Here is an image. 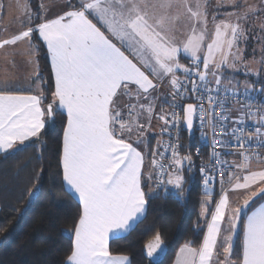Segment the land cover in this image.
<instances>
[{
  "label": "snow or ice",
  "instance_id": "6c2138e0",
  "mask_svg": "<svg viewBox=\"0 0 264 264\" xmlns=\"http://www.w3.org/2000/svg\"><path fill=\"white\" fill-rule=\"evenodd\" d=\"M13 7L19 26L0 28V54L13 66L8 57L24 55L31 74L0 81V153L41 151L64 118L59 167L80 208L63 264H131L110 240L150 199H184L197 172L202 236L173 264H264V0H0V18ZM182 130L199 137V165ZM144 247L163 264L159 231Z\"/></svg>",
  "mask_w": 264,
  "mask_h": 264
},
{
  "label": "trees",
  "instance_id": "16d2710c",
  "mask_svg": "<svg viewBox=\"0 0 264 264\" xmlns=\"http://www.w3.org/2000/svg\"><path fill=\"white\" fill-rule=\"evenodd\" d=\"M40 2L31 0L32 8L36 9ZM36 44L41 73L51 88L53 79L46 47L38 39ZM247 46V52H252L254 43L250 41ZM63 127L61 116L54 127L42 134L45 144L40 146L41 151L27 147L0 155V264L64 262L72 242L68 230L74 226L80 205L65 191L59 167ZM181 143L189 145L194 153L196 135L191 138L183 131ZM195 163L198 165L196 159ZM186 188L189 191L184 199L163 194L150 199L146 216L129 233L110 241L112 252L129 256L131 264H151L144 245L159 231L168 246L163 264H173L185 242L198 243L202 234H198L195 225L200 221L203 196L198 172ZM30 190L34 192L31 197ZM216 198L214 195L213 199Z\"/></svg>",
  "mask_w": 264,
  "mask_h": 264
},
{
  "label": "crops",
  "instance_id": "0c3cea01",
  "mask_svg": "<svg viewBox=\"0 0 264 264\" xmlns=\"http://www.w3.org/2000/svg\"><path fill=\"white\" fill-rule=\"evenodd\" d=\"M43 2L47 4V3H50L51 0H44ZM55 11H57V9H53L52 12L49 13V15H52ZM18 15L19 13L17 9L15 7L11 8L8 11L7 16L0 18V28H8L9 32L15 31L19 26L16 20V17ZM20 47L21 49H23V48H26V45H21ZM36 59H38L39 61L38 56L36 57ZM8 60L9 61L14 60L15 62L14 66L6 62L3 55L0 54V81L8 80V81L15 83L16 85L24 84V82H26L30 78V74H31V66L26 62L25 56L21 54H17L14 57L9 56ZM39 67H40V64H39ZM11 90L12 91H22L24 92V94H29L27 92V89L25 88H12ZM154 126H155V122H154ZM49 127H46L45 132L49 129ZM27 143L28 142H26V144ZM2 154L4 153H0V155ZM260 202L261 201L257 200L256 203H260ZM147 210H148V207L146 209L145 215L141 218V220L146 216ZM126 234L127 233L121 234V236L126 235Z\"/></svg>",
  "mask_w": 264,
  "mask_h": 264
},
{
  "label": "built area",
  "instance_id": "2783aa9c",
  "mask_svg": "<svg viewBox=\"0 0 264 264\" xmlns=\"http://www.w3.org/2000/svg\"><path fill=\"white\" fill-rule=\"evenodd\" d=\"M256 95L259 97V93H257ZM182 136H183V130L181 131L180 142L182 141ZM198 146H199V137H198V135H196V145H195V147H194V154H193V156H194V159L197 160V163H198V165H199V164L201 163V159H200V158H197V157L195 156V151H196V148H197ZM202 151H203L204 159L206 160V158H207V153H208V149H207V148H203ZM194 161H195V160H194Z\"/></svg>",
  "mask_w": 264,
  "mask_h": 264
},
{
  "label": "rangeland",
  "instance_id": "374dc122",
  "mask_svg": "<svg viewBox=\"0 0 264 264\" xmlns=\"http://www.w3.org/2000/svg\"><path fill=\"white\" fill-rule=\"evenodd\" d=\"M250 41H252L253 43H254V47L256 46V43L253 41V39L250 37L249 38V42L248 43H250ZM247 48H248V46H247ZM246 48V50H245V56L246 57H248L249 59L251 58V55H252V52H247L248 51V49ZM250 51H252V50H250ZM251 53V54H250ZM182 62H187V61H182ZM238 76H239V78L241 79V80H243L244 79V76H243V74H237ZM250 79V78H249ZM194 154V153H193ZM195 160V159H194ZM194 175H195V173L193 174V176L192 177H194ZM187 186V185H186Z\"/></svg>",
  "mask_w": 264,
  "mask_h": 264
},
{
  "label": "water",
  "instance_id": "95a60500",
  "mask_svg": "<svg viewBox=\"0 0 264 264\" xmlns=\"http://www.w3.org/2000/svg\"><path fill=\"white\" fill-rule=\"evenodd\" d=\"M193 137H194V135L191 138H193ZM164 247H165V253L167 254V252H168V246L165 243H164ZM144 252H145V248H144ZM145 254H146V252H145ZM166 254L162 257V261L165 258Z\"/></svg>",
  "mask_w": 264,
  "mask_h": 264
}]
</instances>
